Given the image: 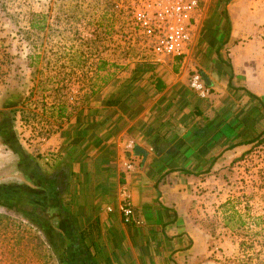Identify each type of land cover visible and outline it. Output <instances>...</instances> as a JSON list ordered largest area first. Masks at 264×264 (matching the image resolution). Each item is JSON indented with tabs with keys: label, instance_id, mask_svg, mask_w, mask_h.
Returning <instances> with one entry per match:
<instances>
[{
	"label": "crops",
	"instance_id": "obj_1",
	"mask_svg": "<svg viewBox=\"0 0 264 264\" xmlns=\"http://www.w3.org/2000/svg\"><path fill=\"white\" fill-rule=\"evenodd\" d=\"M193 15L183 54L94 64L40 153L24 155L17 106L2 102L0 165L6 148L18 157L8 185L28 192L22 213L60 264H213L211 208L227 191L214 178L264 136V0H199ZM196 71L206 98L189 87Z\"/></svg>",
	"mask_w": 264,
	"mask_h": 264
},
{
	"label": "rangeland",
	"instance_id": "obj_2",
	"mask_svg": "<svg viewBox=\"0 0 264 264\" xmlns=\"http://www.w3.org/2000/svg\"><path fill=\"white\" fill-rule=\"evenodd\" d=\"M143 1L0 0V108L2 102L17 106L24 155L40 153L61 109L80 105L94 64H122L149 53L132 17ZM5 153L0 186L13 193L8 182L22 174L18 157L8 148ZM21 168L26 173L27 161ZM222 170L212 190H227L211 208L213 264H264V136ZM197 204L205 208L202 198ZM18 207L0 204V264H60L59 248L48 246L44 231Z\"/></svg>",
	"mask_w": 264,
	"mask_h": 264
},
{
	"label": "built area",
	"instance_id": "obj_3",
	"mask_svg": "<svg viewBox=\"0 0 264 264\" xmlns=\"http://www.w3.org/2000/svg\"><path fill=\"white\" fill-rule=\"evenodd\" d=\"M199 0H144L133 12V21L140 32L148 39L152 52L157 56L183 54L191 39L193 14ZM189 87L201 98H206L209 87L199 72L189 78ZM130 146V145H129ZM134 161L128 160L124 166L132 169ZM123 200L120 211L125 218H133V208L127 199L126 191H121Z\"/></svg>",
	"mask_w": 264,
	"mask_h": 264
},
{
	"label": "trees",
	"instance_id": "obj_4",
	"mask_svg": "<svg viewBox=\"0 0 264 264\" xmlns=\"http://www.w3.org/2000/svg\"><path fill=\"white\" fill-rule=\"evenodd\" d=\"M4 125H2V126H4ZM1 188H2V190L5 189L6 194H4L3 192H0V200H1L0 202H2L5 205L7 204V206L8 205L9 206H13V204H16V205H18L20 207L19 209H22V211L25 214L28 213L27 207L25 208V206L29 205V201L27 199L28 192L26 190H23V191L16 190V192L15 191H11L13 193H10V191L7 190L8 187L5 188V186H0V189ZM2 190H0V191H2ZM7 191H8L9 194L7 193ZM3 194L5 195L6 199L3 198V196H2ZM7 195H8V197H7ZM13 195H16V196H13ZM11 203H13V204H11ZM23 205H24V207H23Z\"/></svg>",
	"mask_w": 264,
	"mask_h": 264
},
{
	"label": "flooded vegetation",
	"instance_id": "obj_5",
	"mask_svg": "<svg viewBox=\"0 0 264 264\" xmlns=\"http://www.w3.org/2000/svg\"><path fill=\"white\" fill-rule=\"evenodd\" d=\"M0 190H2V188L0 189ZM0 192H3L4 194H6V191H5V189L4 190H2V191H0ZM2 195L3 196V198H5L6 199V197H5V195ZM13 196H16V195H13ZM7 197H8V195H7ZM14 198V197H13ZM16 199V198H15Z\"/></svg>",
	"mask_w": 264,
	"mask_h": 264
},
{
	"label": "water",
	"instance_id": "obj_6",
	"mask_svg": "<svg viewBox=\"0 0 264 264\" xmlns=\"http://www.w3.org/2000/svg\"><path fill=\"white\" fill-rule=\"evenodd\" d=\"M203 79H204V81H206V79L203 77ZM135 151L137 152V151H139L140 153H142V154H145L144 152H142L141 150H139V149H137V148H135Z\"/></svg>",
	"mask_w": 264,
	"mask_h": 264
}]
</instances>
